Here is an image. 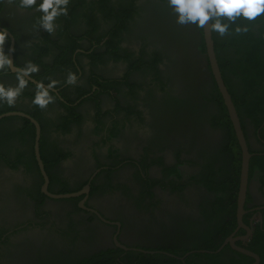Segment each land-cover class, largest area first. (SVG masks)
I'll return each instance as SVG.
<instances>
[{"label":"flooded vegetation","instance_id":"1","mask_svg":"<svg viewBox=\"0 0 264 264\" xmlns=\"http://www.w3.org/2000/svg\"><path fill=\"white\" fill-rule=\"evenodd\" d=\"M67 9L48 34L41 12L0 0L5 52L40 69L14 107L0 102V264H264V47L252 77L245 37L216 33L215 52L211 32L243 166L202 29L177 24L167 0ZM49 78L42 110L35 82Z\"/></svg>","mask_w":264,"mask_h":264},{"label":"clouds","instance_id":"2","mask_svg":"<svg viewBox=\"0 0 264 264\" xmlns=\"http://www.w3.org/2000/svg\"><path fill=\"white\" fill-rule=\"evenodd\" d=\"M13 4L14 0H7ZM69 0H19L21 9L35 8L41 12L42 16L37 21L34 28H43L48 34H53L58 27L55 24L57 17L68 14L67 6ZM167 5L176 16V23L181 26L195 25L206 32H216L220 37L229 35L231 25H236V34L247 33L250 29L248 25H239L236 22L240 19L249 23L264 16V0H167ZM227 21V23H225ZM8 40V30H0V71L6 69L15 72L16 86H5L0 83V102H6L9 107H14L16 100L29 84V78L34 73L39 72V67L35 63L28 61L22 67H16L5 52V43ZM9 52H15V48H10ZM79 77L69 71L65 80L68 85H75ZM59 81L49 78V83L45 85L42 81L35 82V95L32 104L40 109H47L48 105L55 102V97L50 94L55 89Z\"/></svg>","mask_w":264,"mask_h":264},{"label":"trees","instance_id":"3","mask_svg":"<svg viewBox=\"0 0 264 264\" xmlns=\"http://www.w3.org/2000/svg\"><path fill=\"white\" fill-rule=\"evenodd\" d=\"M225 23H227V21H225ZM236 24L239 25H248V27L253 26L254 24H258L259 27V34H257V36H254V33H250L249 31L247 33H242V34H236L234 29L236 27V25H231L229 32L230 34L227 35L229 36L228 41L224 42L225 44H227V46H229L230 44H237L236 41V37L238 36H243L245 37V41L248 42L249 47L248 52L242 53L241 54V58L244 59L246 61V64L248 65H252L255 68H258V71H255L252 75V77H256L262 74V67H263V60L260 58V52L261 49L264 47V16H261L260 18H258L256 21L249 23L246 20L240 19L236 22ZM215 34L216 32H213V39H214V44H215V52L218 51V44H222L223 42H217L216 38H215ZM249 39H251L252 41H250ZM261 45V46H260ZM217 59L219 61V67H220V71L222 74H225L228 72V67L224 64V62L221 60H219V57L217 56ZM224 77V76H223ZM251 77V79L253 80V78ZM263 99L261 96H259L258 102L256 103V105H260L262 103Z\"/></svg>","mask_w":264,"mask_h":264},{"label":"water","instance_id":"4","mask_svg":"<svg viewBox=\"0 0 264 264\" xmlns=\"http://www.w3.org/2000/svg\"><path fill=\"white\" fill-rule=\"evenodd\" d=\"M202 33H203V38H204V43H205V48H206V54H207V57L209 58L212 74L214 76V80L216 82V85H217L219 91L223 95L224 103H225L226 107L229 110L230 118H231L233 127L235 129L239 144H240L241 149H242L243 166H245V164L247 162V160H244L246 158L245 144H244L242 135H241V133L239 131V127L236 124L235 115L232 113V112H234V110L232 108V104L230 102L229 96L227 95L226 89L223 86V82L221 80V74H220L219 68H218L216 60H215V55H214V50H213V43H212V40H211V32L209 33V32H206L204 29H202ZM35 126H36V129H37V137H36V139H38V133H39L38 130H39V128H38L37 124H35ZM35 148H37V147H35ZM37 160H38V163L40 164L41 162H40V159H39L38 155H37Z\"/></svg>","mask_w":264,"mask_h":264}]
</instances>
